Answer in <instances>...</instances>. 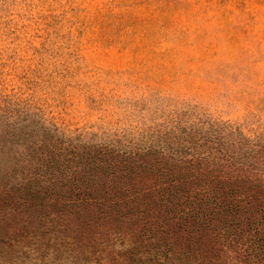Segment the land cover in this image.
<instances>
[{"label":"rangeland","instance_id":"1","mask_svg":"<svg viewBox=\"0 0 264 264\" xmlns=\"http://www.w3.org/2000/svg\"><path fill=\"white\" fill-rule=\"evenodd\" d=\"M0 264H264V0H0Z\"/></svg>","mask_w":264,"mask_h":264}]
</instances>
